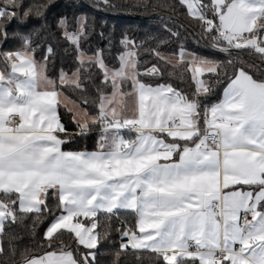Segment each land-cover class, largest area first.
<instances>
[{"label":"snow or ice","instance_id":"1","mask_svg":"<svg viewBox=\"0 0 264 264\" xmlns=\"http://www.w3.org/2000/svg\"><path fill=\"white\" fill-rule=\"evenodd\" d=\"M179 2L199 24V36L230 57L218 61L181 47L173 62L158 50L167 41L151 49L158 62L185 66L180 78L188 72L195 81L192 95L172 83L146 82L165 73L157 64L141 71V46L127 36L118 68L106 62L104 49L89 54L83 45L93 26L85 15L57 22L76 67L61 68L56 78L48 73L53 47L36 58L41 45L33 37L40 33H18L21 47L0 51V256L6 243L17 255L11 224L30 217L35 235L50 217L43 242L20 253L22 264H98L99 247L113 231L121 252L147 250L163 264H264V0ZM46 6L0 0V44L10 24L42 17ZM92 6L120 7L113 0ZM245 53L260 63L245 66ZM205 74L225 85L211 105L204 100L213 81L201 79ZM69 90L80 94L72 107L65 103ZM61 107L72 113L79 135L98 129L95 151L63 150L72 133ZM122 211L135 216L133 226L101 228V214L119 220Z\"/></svg>","mask_w":264,"mask_h":264},{"label":"trees","instance_id":"2","mask_svg":"<svg viewBox=\"0 0 264 264\" xmlns=\"http://www.w3.org/2000/svg\"><path fill=\"white\" fill-rule=\"evenodd\" d=\"M94 3V0H89ZM24 6L31 5H47L43 8V16L39 18H30L24 24L20 22H13L8 26V41L5 44H0V51H12L21 47L22 41L18 37V33L29 35L31 33H40V36H34L35 44H40L41 47L37 50L36 58L42 59L45 55L46 47L51 45L54 49L55 55L51 58L48 65V73L52 78L58 76L59 70L64 68L66 71L74 70L76 67L75 57L76 52L71 47L70 43L61 39V33L57 30V22L61 17H68L69 19L85 15L89 17L92 23L93 31L90 33L88 40L83 45L84 49L92 54L97 48L104 49L106 62L111 67H119L118 55L124 51V46L121 40L127 36L129 39L134 40L137 45L141 47L139 51V59L146 63L141 65V71L145 68L157 64L165 73L164 79L154 81L151 78L144 77L146 82H159V83H172L178 89L192 95L196 90V83L191 79L188 72H184L183 78H180V72L185 67L181 65L178 69L174 70L171 65H164L158 62L152 55L151 49L157 48L160 41H167V44L158 48L163 54L176 55L179 53L181 47L184 50L192 51L201 56H207L218 61H226L230 57L227 54L215 51L208 46L204 45L183 23L179 22L172 16L162 15L155 18H131L112 16L100 11H97L82 0H23ZM139 0H113V3L120 5L116 9L109 11L113 12H126L136 14H152L161 11L173 13L184 21L192 25L198 33H201L199 24L189 17L185 7H183L179 0H155L157 7L154 9L145 10L135 5ZM162 5H171L165 7ZM179 32V38L171 35L168 31ZM103 33V36L100 35ZM41 36L46 37L42 40ZM210 43L212 39L209 36H204ZM259 59L256 55H251ZM235 58V57H231ZM245 66H253V63L246 61L244 58L241 61ZM171 73V75H169ZM259 74V73H257ZM204 79L213 81V92L210 96L205 98L204 103L211 105L218 102L222 98L224 89V82L219 84L214 83L215 77H210L208 74L203 76ZM99 83V79L97 80ZM66 95L79 102L80 94L67 91ZM95 96L94 92L90 93L89 98ZM92 115L96 114L94 108L89 107ZM60 115L65 128L69 133V137H64L68 143L64 144L63 150L65 151H92L96 150L98 140V129H93L88 135H79L76 124L73 122L72 113L66 111L63 107L60 108ZM64 134H62V137ZM51 203V201H49ZM50 217L45 222L39 225L35 230V235L30 231L31 218L24 220L23 224H11L8 231L19 237L13 241L16 245L17 255L12 257L7 251V243L5 244L6 252L4 256H0V264H22L20 253L25 248L35 249L37 245L43 242V233L48 226ZM101 228L110 223L113 229L120 226V221H125L129 226L135 224V216L128 211H122L119 220L113 218L108 221L103 214L99 217ZM100 230V229H98ZM65 242L70 241L67 235L64 237ZM74 243V242H73ZM120 252L117 258L116 253ZM34 253H28L32 255ZM118 260V264H163L155 254L150 251L144 250L140 252H121L120 251V236L116 231L111 233L110 239L105 240L99 247L97 262L98 264H114Z\"/></svg>","mask_w":264,"mask_h":264},{"label":"water","instance_id":"3","mask_svg":"<svg viewBox=\"0 0 264 264\" xmlns=\"http://www.w3.org/2000/svg\"><path fill=\"white\" fill-rule=\"evenodd\" d=\"M86 5H88L89 7L97 10V11H100V12H103V13H106V14H109V15H112V16H121V17H131V18H155V17H159V16H162V15H167V16H172L174 17L175 19H177L179 22L183 23L190 31H194L196 34L195 36L206 46H208L209 48L215 50V51H218L216 48H213L211 47V44L205 37H200L199 36V33L197 32V30L192 26L190 25L189 23H187L186 21H184L182 18H180L179 16L173 14V13H169V12H165V11H161V12H157V13H152V14H136V13H126V12H113V11H103V10H98L97 8L93 7V3L89 0H82ZM219 52V51H218ZM222 53V52H221ZM225 54V53H224ZM246 61L250 62V63H253V64H259L260 61L259 59L251 56V55H248L247 53L244 54V57H243Z\"/></svg>","mask_w":264,"mask_h":264},{"label":"crops","instance_id":"4","mask_svg":"<svg viewBox=\"0 0 264 264\" xmlns=\"http://www.w3.org/2000/svg\"><path fill=\"white\" fill-rule=\"evenodd\" d=\"M124 51H125V49H124ZM185 51H187V52H189V53H194V52L189 51V50H185ZM165 55H166V56H171V57L173 58V62H175V56L178 55V54H176V55L165 54ZM117 68H118V67H117ZM201 79H204V77H201ZM222 96H223V93H222ZM221 99H222V98H221ZM221 99H220V100H221ZM220 100H219V101H220ZM219 101H218V102H219ZM65 103H68V101H65ZM68 106H69V104H68ZM69 107H70V106H69ZM61 135H62V134H61ZM133 135H134V134H133ZM92 151H95V150H92Z\"/></svg>","mask_w":264,"mask_h":264},{"label":"rangeland","instance_id":"5","mask_svg":"<svg viewBox=\"0 0 264 264\" xmlns=\"http://www.w3.org/2000/svg\"><path fill=\"white\" fill-rule=\"evenodd\" d=\"M89 54H90V53H89ZM71 101H74V100L70 99V100L68 101V104H69L70 107H72ZM81 106L83 107V105H81ZM94 115H95V114H94Z\"/></svg>","mask_w":264,"mask_h":264}]
</instances>
